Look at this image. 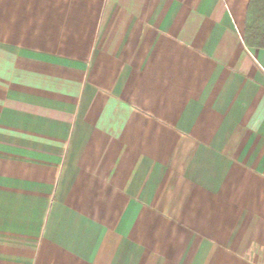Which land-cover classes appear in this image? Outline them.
Listing matches in <instances>:
<instances>
[{"label":"crops","instance_id":"obj_1","mask_svg":"<svg viewBox=\"0 0 264 264\" xmlns=\"http://www.w3.org/2000/svg\"><path fill=\"white\" fill-rule=\"evenodd\" d=\"M250 1L0 0V264H264Z\"/></svg>","mask_w":264,"mask_h":264},{"label":"trees","instance_id":"obj_2","mask_svg":"<svg viewBox=\"0 0 264 264\" xmlns=\"http://www.w3.org/2000/svg\"><path fill=\"white\" fill-rule=\"evenodd\" d=\"M247 46L264 48V0H251L245 32Z\"/></svg>","mask_w":264,"mask_h":264}]
</instances>
